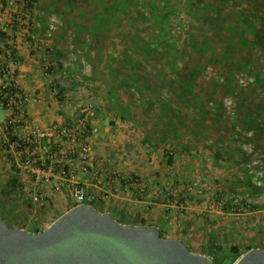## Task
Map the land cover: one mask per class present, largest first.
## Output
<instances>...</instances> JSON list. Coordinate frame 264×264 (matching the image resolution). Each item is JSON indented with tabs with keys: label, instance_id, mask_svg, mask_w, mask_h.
<instances>
[{
	"label": "rangeland",
	"instance_id": "rangeland-1",
	"mask_svg": "<svg viewBox=\"0 0 264 264\" xmlns=\"http://www.w3.org/2000/svg\"><path fill=\"white\" fill-rule=\"evenodd\" d=\"M159 1L182 7L169 19L167 43L140 0H35L30 25L35 33L44 28L45 40H36L45 71L58 89L72 79L93 109L106 102L113 119L136 133L174 127L179 136L218 141L222 152L174 176L189 193L203 191L188 199L210 197L224 211L214 240L209 233L190 250L264 249V0ZM68 197L7 188L0 218L35 232L67 211Z\"/></svg>",
	"mask_w": 264,
	"mask_h": 264
},
{
	"label": "crops",
	"instance_id": "crops-1",
	"mask_svg": "<svg viewBox=\"0 0 264 264\" xmlns=\"http://www.w3.org/2000/svg\"><path fill=\"white\" fill-rule=\"evenodd\" d=\"M4 3L5 0H0V62L5 61L4 47L14 43L22 68L13 71L7 80L19 84L29 98L24 107L20 106V98L15 97L12 108H0V194L7 188L15 192L38 189L45 193H66L68 210L77 202L71 197V183L61 175L59 168L72 161L77 182L85 186L90 196L87 204L97 212L110 213L122 224L158 227L164 237L184 240L190 249L198 248L203 239H210L209 233L214 240L224 211L212 206L215 201L210 197L203 201L188 199L191 192L203 191L191 189L189 193L187 187L175 185L174 176H186L191 168L199 169V161L206 155L222 152L219 142L213 140L208 144L185 132L179 136L174 127L165 133L160 130L150 135L136 133L132 123L113 119L106 102L88 119V143L94 156L88 171L82 170L78 153L76 157H65L62 165L46 166L47 182L39 184L30 180L33 176L20 166L21 158L3 147V126H10L18 136L25 138L31 135V129L76 121L82 116L81 106H87L91 96L73 88L69 83L72 79L68 80L66 88H56L55 77L47 74L43 66L42 47L25 38L31 21H35L33 11L29 14L19 2V12H7ZM35 34L41 41L45 40L44 28ZM2 83L4 81L0 80V85ZM67 146L64 144L65 148ZM50 148V143L44 142L40 146L41 154L46 155ZM114 174L119 175V182H113ZM133 175L139 176L145 187L143 192L121 184Z\"/></svg>",
	"mask_w": 264,
	"mask_h": 264
},
{
	"label": "water",
	"instance_id": "water-1",
	"mask_svg": "<svg viewBox=\"0 0 264 264\" xmlns=\"http://www.w3.org/2000/svg\"><path fill=\"white\" fill-rule=\"evenodd\" d=\"M0 264H214L186 241L155 226L122 224L110 213L77 204L38 232L0 218ZM234 264H264V249H250Z\"/></svg>",
	"mask_w": 264,
	"mask_h": 264
},
{
	"label": "built area",
	"instance_id": "built-area-1",
	"mask_svg": "<svg viewBox=\"0 0 264 264\" xmlns=\"http://www.w3.org/2000/svg\"><path fill=\"white\" fill-rule=\"evenodd\" d=\"M17 1L21 2L26 12H29V14L32 12L35 0H5V3L7 6L17 8ZM16 12L19 11L16 10ZM28 28V31L25 32L26 41L40 47L41 45L36 40L35 27L30 25ZM3 53L5 61L0 62V80H3L4 83H2L0 88V108H12L16 101L15 97L20 98V106L24 107L29 98L26 91L19 84L7 80L13 71H19L22 68L15 44L8 43L4 47ZM80 113L82 116L76 121H69L63 125L50 124L31 129V135L25 138L18 136L13 129L11 130L10 126H3V147L8 153L12 152L15 156L21 158L20 166L33 176L39 184L47 182V178L44 175L46 166L62 165L65 157H76L78 153L81 160V168L86 172L94 162L93 151L88 143L90 136L88 119L91 116H95L97 111L87 105L80 109ZM44 142H49L51 145L46 155H42L40 151V146ZM64 144L68 145L67 148L64 147ZM71 162H69V165L60 166L61 175L71 183L72 196L77 204H87L90 196L85 186L77 182L74 166ZM112 178L113 182H119L120 180L118 174L112 175ZM121 184H125L128 188H134L140 192L145 189L138 175H133L121 181Z\"/></svg>",
	"mask_w": 264,
	"mask_h": 264
},
{
	"label": "trees",
	"instance_id": "trees-1",
	"mask_svg": "<svg viewBox=\"0 0 264 264\" xmlns=\"http://www.w3.org/2000/svg\"><path fill=\"white\" fill-rule=\"evenodd\" d=\"M140 7L143 11L146 12L147 15L150 16L153 24L156 26L158 30L157 34H159L160 38L165 43H167L168 42L167 31L169 30V19L174 13H176L182 7L174 6V5L164 6L162 2H160L159 0H140ZM159 9L162 11L159 12L158 11ZM177 65L178 62L176 60V57L173 56L171 61V70L172 71L175 70ZM5 221L7 222V220ZM8 225L11 227L9 223ZM38 231L40 230L38 229L35 232ZM250 249L252 248H248L247 251H249ZM207 255L210 257V259L213 261L214 264H234L242 256L239 249L235 246L228 248L224 252H221L218 249H213L209 251Z\"/></svg>",
	"mask_w": 264,
	"mask_h": 264
}]
</instances>
